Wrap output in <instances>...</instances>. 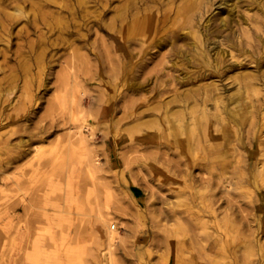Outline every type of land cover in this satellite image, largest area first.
<instances>
[{
	"label": "bare ground",
	"instance_id": "bare-ground-1",
	"mask_svg": "<svg viewBox=\"0 0 264 264\" xmlns=\"http://www.w3.org/2000/svg\"><path fill=\"white\" fill-rule=\"evenodd\" d=\"M111 1L0 0V41L8 45L0 57L9 70L0 77V94L43 62L52 64L51 49H67L74 43L84 48L88 39L83 28H100L101 21L95 17L89 26L72 18L85 17L92 6L105 7ZM116 1V16L110 22L114 31L106 48L117 54L121 74L132 77L127 93L134 96V111L125 118L140 131L133 142L156 151L154 165L137 163V170L176 173L181 180L180 190L173 189L178 192L175 202L151 193L148 206H164L151 209L160 216L157 228L165 226L162 221L171 222L164 227L165 236L145 232L141 239L152 248H165L168 256L161 264H264V0ZM62 13L70 16L68 23ZM20 20L24 25L13 34ZM12 36L19 41L13 50ZM155 56L160 57L158 64L147 70ZM167 57L172 58L163 62ZM16 59L14 66L9 65ZM181 65L184 69L177 75L168 73ZM151 72L155 81L138 80ZM64 84V94L76 111L70 114L71 145L63 156L76 159L94 179L100 169L94 164L89 136L96 134L84 109L86 100L89 105L92 100L79 89L70 67ZM46 86L40 83L38 88L46 91ZM140 106L144 108L138 112ZM170 154H177V159L155 165L159 157ZM48 186L49 193L60 189L51 182ZM131 191L142 201L137 189ZM69 193L65 202L79 205ZM105 195L108 200L110 195ZM91 196L98 204L99 193L93 190L78 208L82 215L85 209L93 210ZM49 207L50 213L41 208L49 237L37 236L15 250L17 236L10 233L11 247L0 253L4 264H151V252L139 247L115 254L124 238L110 222L108 207L95 212L92 234L97 249L87 254L65 239H55L52 227L69 224L71 213L55 203Z\"/></svg>",
	"mask_w": 264,
	"mask_h": 264
},
{
	"label": "rangeland",
	"instance_id": "rangeland-1",
	"mask_svg": "<svg viewBox=\"0 0 264 264\" xmlns=\"http://www.w3.org/2000/svg\"><path fill=\"white\" fill-rule=\"evenodd\" d=\"M62 3L64 2H60ZM117 4L116 0H112L108 5L109 10H106L107 5L94 7L90 4L92 8L85 13V17L72 18L79 24L89 26L95 17L101 21L100 28H83L81 33L88 39L84 48L74 43L67 49H51L50 53L54 55L52 64L43 62L39 69L33 68L30 73L18 79L14 87L1 91L0 253L10 249L11 243L7 239L10 233L17 236L13 246L15 250L26 242L30 245L37 236L47 239L49 236L44 233L46 223L42 219L44 211L41 208H48L47 213H50L49 206L55 203L71 213L69 224H64L62 228L52 227L55 239H65L68 243L77 245L85 254L97 249L92 234V230L96 229L95 212L108 207L113 216L110 222L124 238V243L115 249L116 255L134 252L139 247L151 252V264H161L168 256L165 248H152L150 243L144 244L141 238L145 232L156 233L160 238L165 236L164 227L171 222L162 221L161 224L165 226L157 228L155 223L160 216L152 214L151 209L164 206H148L153 202L151 193L161 195L166 202H175L178 192L173 189L180 190L181 180L176 173H149L144 167L137 170V163L141 166H153L156 159L153 154L156 151L149 146H140L136 140L133 142L140 131L135 123H129V119L125 118L134 111L131 104L134 96L127 93L132 77L121 74L117 54L106 48L109 36L114 31L110 22L116 16ZM72 7L76 9L78 6L72 2ZM52 9L57 11L59 8L55 6ZM237 9L242 13V9ZM102 10H105L104 13ZM7 12L12 13V10ZM62 15L63 22L68 23L70 16L66 13ZM23 25L20 20L14 25L12 33L15 34ZM4 39L6 40L5 36ZM18 42L12 36V50ZM5 46H8L6 41H0V50ZM171 58L167 57L163 62L167 63ZM159 59L160 57L155 56L147 70L153 69ZM17 60L10 61L9 65L14 66ZM68 67L74 72L76 81L80 82L79 89L83 88L85 96L92 100L90 105L86 100L84 109L92 117L96 134L92 138L89 136L90 148L96 153L97 160L94 164L100 169L94 179L85 174L76 159L63 156L71 145L68 132L70 114L76 111V108L71 107L69 96L64 94L65 72ZM180 69L183 70L184 66H177L168 73L177 75V70ZM151 73L139 76L138 80L146 82V78H149L155 81L154 72ZM7 75L9 70L3 57H0V77ZM40 83L47 84L46 91L38 88ZM143 108L140 106L138 112ZM18 143H23V146L18 147ZM159 159L155 165L166 166L167 160L177 159V154L163 155ZM50 182L57 184L60 189L49 193ZM133 188L140 192L142 201L132 196ZM93 190L99 193L98 204L96 206L95 199L91 196L89 201L93 210L85 209L82 215L78 208H82L81 202ZM69 191L77 197L79 205L65 202ZM106 193L110 195L108 200L105 198ZM10 223L11 228L8 230ZM0 264H4L2 260Z\"/></svg>",
	"mask_w": 264,
	"mask_h": 264
}]
</instances>
